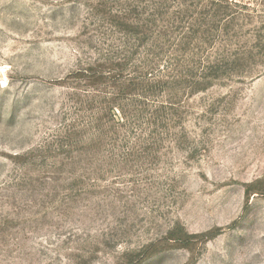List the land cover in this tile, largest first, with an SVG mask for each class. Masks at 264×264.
Here are the masks:
<instances>
[{"label":"rangeland","instance_id":"374dc122","mask_svg":"<svg viewBox=\"0 0 264 264\" xmlns=\"http://www.w3.org/2000/svg\"><path fill=\"white\" fill-rule=\"evenodd\" d=\"M0 264H264V0H0Z\"/></svg>","mask_w":264,"mask_h":264}]
</instances>
